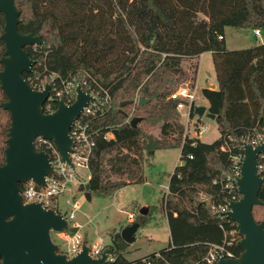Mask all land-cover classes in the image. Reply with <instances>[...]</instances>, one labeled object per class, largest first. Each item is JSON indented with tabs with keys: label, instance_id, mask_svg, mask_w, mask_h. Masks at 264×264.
<instances>
[{
	"label": "trees",
	"instance_id": "1",
	"mask_svg": "<svg viewBox=\"0 0 264 264\" xmlns=\"http://www.w3.org/2000/svg\"><path fill=\"white\" fill-rule=\"evenodd\" d=\"M15 3L21 10L19 30L42 35L45 40L37 51L32 45L26 46L36 61L31 72H24L26 79L52 72L64 78L86 73L109 91V108L92 124L97 130L87 182L92 195L110 196L124 186L144 182L146 153L180 148L182 163L170 176L169 191L163 199L171 243L143 257H151L153 264L201 261L209 244L224 240L211 200H203L202 194L211 196L216 203L224 202L227 194L214 180L232 170V153L243 151L241 139L264 135V43L228 49L225 42L228 26L240 31L264 29V0H15ZM4 26V14L0 12V58L5 53L1 37ZM206 51L213 52L218 79L217 88L202 89L220 132L213 142L185 135L178 101L170 97L187 78L185 58ZM1 95L0 113L8 112L1 105L6 97L0 86ZM136 96L148 101L135 105ZM122 101H128L122 107L126 114L120 111ZM195 107L194 103L192 117L196 115ZM132 112L141 117L136 127L127 120ZM10 122V117L6 123L0 119V164L5 162ZM158 125L161 135L150 131ZM108 133L112 136L107 137ZM259 162L264 173V158ZM87 183L80 189L86 191ZM259 197L264 202V183ZM253 212L257 221L264 222V203L256 204ZM146 221L144 214L136 220L140 226ZM127 247L121 232L112 234L108 248L116 260L110 264L141 261L142 257L127 258L124 255ZM157 252L160 256H156ZM235 252L239 256L242 248L236 246Z\"/></svg>",
	"mask_w": 264,
	"mask_h": 264
},
{
	"label": "water",
	"instance_id": "2",
	"mask_svg": "<svg viewBox=\"0 0 264 264\" xmlns=\"http://www.w3.org/2000/svg\"><path fill=\"white\" fill-rule=\"evenodd\" d=\"M0 12L4 14L5 26L1 35L5 43V53L0 58V86L6 99L1 105L11 118L7 131L5 162L0 164V261L3 264H104L109 253L107 249L101 258L89 255V246L68 258L59 251V245L52 239V230L62 231L68 221L52 208H45L40 202H24L21 183L26 180L45 185L46 176L53 171L49 153L38 150L35 139L43 136L52 139L64 160L73 165L70 152L73 140L70 131L75 119L87 103L93 99L82 85L77 87L76 100L67 104L57 99V109L47 113L44 103L50 94V85L44 90L35 89L24 72H31L35 59L27 51L28 45H40L45 40L42 35L24 34L19 30L21 10L15 0H0ZM249 30L245 29L244 33ZM205 87H214L207 82ZM148 99L139 97V105ZM128 101L120 103V111ZM206 106H196L198 116L206 114L215 119V114ZM126 114V113H125ZM141 117L134 116L130 123L138 125ZM244 160L237 185L242 197L230 204L228 216L237 222L242 238L238 245L242 252L237 258L221 257L217 264H264V222L256 220L253 208L264 202L259 192L264 183V175L259 171V156L264 153V141L259 145L243 143ZM85 195L92 198L87 183ZM200 202V201H198ZM147 207L141 209L142 214ZM139 222L124 227L122 238L131 243L136 239Z\"/></svg>",
	"mask_w": 264,
	"mask_h": 264
},
{
	"label": "built area",
	"instance_id": "3",
	"mask_svg": "<svg viewBox=\"0 0 264 264\" xmlns=\"http://www.w3.org/2000/svg\"><path fill=\"white\" fill-rule=\"evenodd\" d=\"M253 33L257 36L261 35L259 28L253 29ZM33 50H38V45H32ZM29 82L37 90H44L47 84L50 85V94L44 103V110L47 113L54 112L57 109V99H64L67 104H71L76 100L77 87H82L93 96L87 105L83 108L80 115L75 119L70 135L73 140V150L70 152V157L73 165L64 160L62 154L55 142L52 139L38 136L35 139V144L38 150H43L49 153L50 162L53 171L46 176L45 185H40L33 180H26L21 183V194L24 202H40L45 208H52L57 213H60L68 221L67 227L62 230H52V239L59 238L63 242L64 249L59 251L65 253L68 258L76 256L82 251L83 245L89 246V255L93 258H101L103 253L109 249V243L106 242L102 236H97L93 242H89L88 238L82 233V229L93 223L94 219L89 218L86 223H81L76 219V211L80 203L78 199H74L78 191H81L80 186L86 184L90 178V174L85 177L83 170L90 171L89 162L90 157L95 146V135L97 130L92 128L94 120L105 113L111 102V96L108 89L103 88L99 83L93 79L90 74L78 73L70 77H61L55 72L45 74L42 77H31ZM88 88V89H87ZM197 86L180 85L172 94L171 99L177 100V109L182 114V110L186 109L185 116V135L188 129L193 130L194 136H200L208 129V125L203 123L198 114L191 116V108L197 98ZM139 96H136L134 104H138ZM134 117L132 112L128 116V121ZM112 134L108 133L107 137ZM201 139V138H200ZM264 141L263 134L250 135L245 139L240 140L242 152H234L231 155L232 170L228 173H222L221 176L214 180V183L220 185L221 191L227 194L224 202L216 203L212 201L211 196L202 194L203 200H211L210 204L212 211L217 215L220 227L224 233V240L221 243L209 244V249L206 256L193 264H217L221 257L237 258L239 257L235 252V247L239 246L238 242L242 238L240 230L236 221L228 216V211L231 209L230 204L233 201L239 200L241 197L237 185V178L241 176V166L244 160V146L243 143H250L254 146L259 145ZM231 150V148H229ZM193 158L192 155L189 156ZM260 158H264V153L260 154ZM259 171L263 173V165L259 162ZM167 193L169 191V186ZM129 219L134 220L135 215L129 213ZM156 256H160L157 252ZM116 260V256L109 251L106 262L110 264ZM134 264H153L151 257H142L141 261Z\"/></svg>",
	"mask_w": 264,
	"mask_h": 264
},
{
	"label": "rangeland",
	"instance_id": "4",
	"mask_svg": "<svg viewBox=\"0 0 264 264\" xmlns=\"http://www.w3.org/2000/svg\"><path fill=\"white\" fill-rule=\"evenodd\" d=\"M203 17V15H200ZM227 47L229 49H241L264 43V29L262 34L257 36L251 30L250 34H245L234 27L228 26L226 30ZM200 64V71L198 67ZM183 67L187 73V78L182 82L183 85H198L197 98L195 105H204L207 100L203 95L202 89L206 85V80L218 81L216 69L212 64L210 54L202 59L186 57ZM214 72L212 77H208L207 71ZM181 84V85H182ZM0 97H3L2 95ZM4 101V100H3ZM181 114V122L186 121V109ZM9 113L2 111L0 119L3 123L8 122ZM203 123L208 125V129L203 132L200 138L204 142H213L220 136L218 125L215 119L206 114L199 117ZM155 135H161L160 126L152 127L150 130ZM187 135L194 136L193 130L188 129ZM180 148L160 149L154 154H145L143 161L145 181L124 186L110 196L92 195L87 199L84 190L78 191L74 199H78L80 206L76 211V219L81 223H86L91 217L93 223L86 225L82 233L91 243L97 236L105 238L107 243H111V236L115 232H121L124 227L134 223L141 213L143 207L148 208L144 215L147 221L142 224L137 232L136 239L128 243L124 255L129 259H136L148 253L163 249L171 243V232L167 214L163 207V199L166 196L167 188L162 185L169 184L170 176L173 174L175 166L179 163L181 156ZM85 177L90 174L87 169L83 170ZM129 213L135 215L132 221ZM54 240L64 249V243L59 238Z\"/></svg>",
	"mask_w": 264,
	"mask_h": 264
},
{
	"label": "crops",
	"instance_id": "5",
	"mask_svg": "<svg viewBox=\"0 0 264 264\" xmlns=\"http://www.w3.org/2000/svg\"><path fill=\"white\" fill-rule=\"evenodd\" d=\"M227 30V27H226V29H225V42H226V44H227V40H226V31ZM253 31V30H252ZM244 32V31H243ZM250 32H251V30H249V32L247 33V34H250ZM246 34V33H245ZM261 34H262V31H261ZM227 46V45H226ZM228 48V47H227ZM229 49V48H228ZM206 54H210V56H211V58H212V64H214V62H213V52L212 51H206V52H203V53H201L200 55H198V56H196L195 57V59L196 58H199V59H202V58H204L205 56H206ZM200 71V64H199V67H198V72ZM213 74H214V72L212 71V70H210V71H207V75H208V77H212L213 76ZM207 82H209L210 84H213L214 85V87L213 88H217L218 87V81H216V82H212V81H210V80H206V84H207ZM196 86H197V89H198V85H197V83H196ZM206 86V85H205ZM210 88H212V87H210ZM207 100V99H206ZM197 106H202V105H197ZM203 106H206L207 107V110L206 111H208L209 110V101L207 100V102L203 105ZM200 117V116H199ZM183 123H184V121H183ZM202 140V139H201ZM203 141V140H202ZM158 151V150H157ZM181 154V153H180ZM182 163V161H181V156H180V159H179V163L177 164V165H179V164H181ZM176 165V166H177ZM175 166V167H176ZM164 188H166L165 186H169V184H167V185H162ZM167 193V192H166ZM157 251H159V250H157ZM153 252H156V251H153ZM143 257V256H142ZM140 258V257H139Z\"/></svg>",
	"mask_w": 264,
	"mask_h": 264
}]
</instances>
